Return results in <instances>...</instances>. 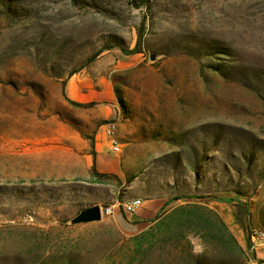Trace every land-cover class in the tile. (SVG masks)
<instances>
[{
  "label": "rangeland",
  "instance_id": "rangeland-1",
  "mask_svg": "<svg viewBox=\"0 0 264 264\" xmlns=\"http://www.w3.org/2000/svg\"><path fill=\"white\" fill-rule=\"evenodd\" d=\"M95 140L115 173L54 179ZM152 198L235 204L215 211L233 236L264 234V0H0V264L64 250L127 264L172 211L138 222L120 205ZM246 252L264 261V244Z\"/></svg>",
  "mask_w": 264,
  "mask_h": 264
},
{
  "label": "trees",
  "instance_id": "trees-1",
  "mask_svg": "<svg viewBox=\"0 0 264 264\" xmlns=\"http://www.w3.org/2000/svg\"><path fill=\"white\" fill-rule=\"evenodd\" d=\"M117 47L122 50V47L118 45ZM70 102L78 106L92 104ZM91 173L96 180L107 177L106 174L97 173L94 165ZM87 207L79 209V212ZM189 209L190 211H172L160 223L166 226L160 238H157L155 242L150 240L145 245H142L141 242L137 243L133 250L132 260L127 264H248L247 252L241 248L215 211L205 208H202L205 211H196L199 208L195 206H191ZM252 230L248 222V239H250ZM261 232L264 233V231ZM193 239L198 241L200 250L194 251ZM167 247H173L175 255L171 256L170 251L166 250ZM156 249L159 252L158 257L155 258ZM165 252L171 257L169 261H165V257H163ZM257 263L264 264V261L257 260ZM34 264H81L80 253L73 254L71 250L38 253Z\"/></svg>",
  "mask_w": 264,
  "mask_h": 264
},
{
  "label": "crops",
  "instance_id": "crops-1",
  "mask_svg": "<svg viewBox=\"0 0 264 264\" xmlns=\"http://www.w3.org/2000/svg\"><path fill=\"white\" fill-rule=\"evenodd\" d=\"M114 114L115 112H113V115ZM93 150V157H91L89 154H74L73 157H70L64 162H61L63 160V157L60 158L59 163L61 162V165L56 169L54 179L70 184L78 181L93 185L99 184L100 180H96L91 173L93 165L97 173H115L118 169L117 161L113 158L107 159L105 155L101 154L100 149H98L96 140L94 142ZM223 205L224 204L215 200L203 201L199 199H193L180 202L179 200L170 201L167 198L142 199L141 206L135 209L133 214H131V218L139 222L154 217L158 213V211H190L189 207L191 206H195L199 209L205 208L206 210L210 211H243V209L235 206V204H230L229 206L231 207L229 208L224 207ZM108 206H112V204ZM199 209L196 211H205L203 209ZM114 220L119 225V227L121 226V229L125 231L124 228H126L127 226H125L122 221L118 219ZM233 229L234 228H231V226H229V230L231 232L234 231ZM235 238H237L236 240L238 241L241 248L247 251L248 240L245 239L243 235H241V238Z\"/></svg>",
  "mask_w": 264,
  "mask_h": 264
},
{
  "label": "built area",
  "instance_id": "built-area-1",
  "mask_svg": "<svg viewBox=\"0 0 264 264\" xmlns=\"http://www.w3.org/2000/svg\"><path fill=\"white\" fill-rule=\"evenodd\" d=\"M104 137L106 139L109 150L113 154H118L121 152V144L116 138V124L113 121H108L104 124ZM142 200H128L123 202L120 206L123 212L133 213L135 209L140 207ZM101 215H111L113 213V206H106L101 208ZM249 244L250 248H254L264 244V234L257 232V230H252L250 233Z\"/></svg>",
  "mask_w": 264,
  "mask_h": 264
},
{
  "label": "water",
  "instance_id": "water-1",
  "mask_svg": "<svg viewBox=\"0 0 264 264\" xmlns=\"http://www.w3.org/2000/svg\"><path fill=\"white\" fill-rule=\"evenodd\" d=\"M101 219V211L99 205H92L78 212L72 219V224H84L97 222Z\"/></svg>",
  "mask_w": 264,
  "mask_h": 264
},
{
  "label": "bare ground",
  "instance_id": "bare-ground-1",
  "mask_svg": "<svg viewBox=\"0 0 264 264\" xmlns=\"http://www.w3.org/2000/svg\"><path fill=\"white\" fill-rule=\"evenodd\" d=\"M133 200H139V199H133ZM262 234V233H261Z\"/></svg>",
  "mask_w": 264,
  "mask_h": 264
}]
</instances>
